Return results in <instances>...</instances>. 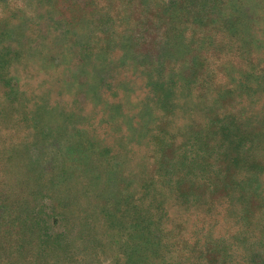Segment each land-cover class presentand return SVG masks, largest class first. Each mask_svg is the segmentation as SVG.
<instances>
[{"label":"rangeland","instance_id":"1","mask_svg":"<svg viewBox=\"0 0 264 264\" xmlns=\"http://www.w3.org/2000/svg\"><path fill=\"white\" fill-rule=\"evenodd\" d=\"M180 1L0 0V264H264V0Z\"/></svg>","mask_w":264,"mask_h":264},{"label":"trees","instance_id":"2","mask_svg":"<svg viewBox=\"0 0 264 264\" xmlns=\"http://www.w3.org/2000/svg\"><path fill=\"white\" fill-rule=\"evenodd\" d=\"M177 3L178 2H173V1L165 3L163 7L166 8V9H165V12L162 14V17H160V18L161 19L168 18V20L173 19L174 16H175V13L177 12V8L174 7V6H176ZM181 3H182V1L179 2V4H181ZM158 7H160V5L156 3V6L154 8H156L158 10L159 9ZM168 30H169V27H168ZM153 43H154V46H153L152 51H149V50H147V51L143 50V51L145 53H149L150 55H155L157 57L160 56V55L163 56L165 54V52L163 51L164 47H163V50H162L160 42L153 41ZM184 48H185V46H183V44H181L177 48H175V50H173L172 53L169 56H166V58H165L166 59V64L173 63L174 59L179 57L180 53H183ZM147 66L151 67L152 65H150V63H147ZM183 77L185 78V83L195 84V80L193 78L192 71L190 69H188V70H186V72H184ZM128 84H130V81H129ZM125 85H127L126 81H120V87L121 88H125L124 87ZM125 89H127V88H125Z\"/></svg>","mask_w":264,"mask_h":264}]
</instances>
